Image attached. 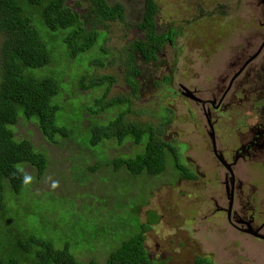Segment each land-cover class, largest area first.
<instances>
[{
    "label": "flooded vegetation",
    "instance_id": "obj_1",
    "mask_svg": "<svg viewBox=\"0 0 264 264\" xmlns=\"http://www.w3.org/2000/svg\"><path fill=\"white\" fill-rule=\"evenodd\" d=\"M153 1L164 44L143 65L161 72L148 87L177 97L154 128L184 202L155 213L165 229L143 233L145 264H264V0L183 1L163 15ZM145 2L122 0L124 21L137 8L140 22Z\"/></svg>",
    "mask_w": 264,
    "mask_h": 264
},
{
    "label": "rangeland",
    "instance_id": "obj_2",
    "mask_svg": "<svg viewBox=\"0 0 264 264\" xmlns=\"http://www.w3.org/2000/svg\"><path fill=\"white\" fill-rule=\"evenodd\" d=\"M73 1L70 0L68 4L71 5ZM106 1L108 4L122 5V0ZM183 1L190 2L161 0V4L167 3L178 9L185 6ZM86 7V4H82L81 9L85 10ZM137 13L138 9L135 8L131 17L127 9L126 16L137 23ZM106 24V28L100 29L102 38L99 35L87 52L72 59L62 43V35L67 30L49 32L38 20H32L52 60L48 66L26 72L36 78L49 76L58 82L59 93L50 100V104L58 105L54 122L56 126L67 130L68 137L56 138L54 143H50L39 132L33 119L26 121L22 117L12 127L16 140L28 139L34 150L42 152L47 158L40 178L33 167L18 165L27 176L20 190L21 197L16 204L6 199L7 203H11L8 204L11 210L24 218L15 222V226L25 227L26 232L50 242L56 249L67 244L69 252L82 263L91 260L104 263L121 243L140 233L143 228L162 232L165 224L157 223L159 219L155 213L167 215L168 202L178 200L177 191L166 186L174 182L176 173L173 170L168 172L165 168L156 176H148L146 173L133 176L124 168L114 171L107 164L114 158L135 157L142 153L144 140V144L139 145H133L128 139L122 145L113 140H104L94 147L89 144V127L109 122L122 109V106H118L99 115H90L86 107L104 91V87L82 89V84L87 85L90 79L105 75L114 79L107 99L129 95L132 113L127 118L130 121L166 128L162 126L169 115L166 107L170 103L172 107L177 105V97L170 96L166 88L156 90L148 87L149 80L155 81V76L159 77L161 72L148 69L147 64L142 65L141 62L138 64L143 67L145 86L138 92L137 99L132 97L131 90L123 82L122 47L129 45L136 32L124 39L122 21ZM1 43L0 35V47ZM181 44L179 40L177 45ZM99 57L102 66L92 63ZM179 114L184 115L182 111ZM167 162L170 165L166 158ZM93 166L96 169L91 173L89 168ZM5 190L9 188L6 186ZM183 200L177 201L180 209Z\"/></svg>",
    "mask_w": 264,
    "mask_h": 264
},
{
    "label": "trees",
    "instance_id": "obj_3",
    "mask_svg": "<svg viewBox=\"0 0 264 264\" xmlns=\"http://www.w3.org/2000/svg\"><path fill=\"white\" fill-rule=\"evenodd\" d=\"M69 2L0 0V264H99L92 260L79 262L69 252L67 244L56 249L50 242L26 232L25 227L15 226V222L24 218L11 210L8 205L11 203L6 200L16 204L21 197L20 190L27 176L18 167L19 164L33 167L38 178L42 176L47 164L45 155L34 150L28 139L14 138L12 127L17 124L18 118L22 117L26 121L33 119L39 132L50 143H54L56 138L68 137L67 130L56 126L54 122L58 105L50 104V100L59 93L58 82L49 76L36 78L26 72L48 66L52 60L32 20H38L49 32L67 30L62 35V43L72 59L87 52L99 35L102 38L100 29L106 28V23L122 21L125 28L122 38L127 39L136 32L129 45L122 47L123 82L135 99L138 98L139 89L137 78L142 72L138 63L143 65L154 60L155 53L164 44L153 33L154 16L157 13V4L153 0H146L138 23L124 21L125 9L118 3L74 0L69 5ZM82 4H86L85 10L81 9ZM163 5L166 7L162 15L167 12L169 4ZM98 51L101 52L100 49ZM92 63L103 65L101 57ZM113 83L114 79L105 75L90 79L87 85L81 86L82 89L104 87L103 93L86 107L90 115H99L122 106L109 122L89 127V144L94 147L104 140H113L121 145L128 139L133 145H139L144 144V140L142 153L135 157L114 158L106 163L114 171L124 168L133 176L142 173L148 176L161 174L166 168V150L171 149L160 139L161 129L127 118L132 113L129 95L107 99ZM95 169L93 166L89 172L93 173ZM6 186L8 191L5 190ZM145 231L143 228L140 233L121 243L102 264H145L147 258L142 246Z\"/></svg>",
    "mask_w": 264,
    "mask_h": 264
}]
</instances>
